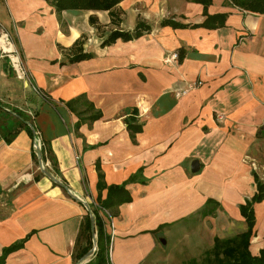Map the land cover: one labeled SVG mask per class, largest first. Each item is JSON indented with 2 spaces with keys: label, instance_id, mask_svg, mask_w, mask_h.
Instances as JSON below:
<instances>
[{
  "label": "crops",
  "instance_id": "obj_1",
  "mask_svg": "<svg viewBox=\"0 0 264 264\" xmlns=\"http://www.w3.org/2000/svg\"><path fill=\"white\" fill-rule=\"evenodd\" d=\"M112 11L0 0V27L28 77H16L0 56V255L26 238L4 264H78L75 241L87 214L39 175L33 138L13 109L36 110L35 128L56 161L53 175L75 196L96 204V162L107 185L125 184L131 200L105 211L110 264L164 262L163 248L174 231L185 237L190 219L206 240L219 237L209 223L237 229L241 220L246 230L238 206L256 181L264 185V14L230 0H122ZM138 23L139 35L103 43ZM76 41L90 56L70 61ZM173 52L180 58L166 61ZM127 122L140 131L131 137ZM253 209L254 235L264 241V226L257 227L264 197Z\"/></svg>",
  "mask_w": 264,
  "mask_h": 264
},
{
  "label": "trees",
  "instance_id": "obj_2",
  "mask_svg": "<svg viewBox=\"0 0 264 264\" xmlns=\"http://www.w3.org/2000/svg\"><path fill=\"white\" fill-rule=\"evenodd\" d=\"M50 3L57 12L62 10H95L105 11L108 10L110 14H113V7L122 0H45ZM235 6L254 13L264 14V0H230ZM210 22L214 23L213 20H218V17H209ZM95 18L89 17V22L93 23ZM220 22V19H219ZM206 23V21L204 22ZM221 23V22H220ZM207 24H209L207 22ZM144 26L138 23L132 33L112 31L108 38L104 40V44L113 42L116 38L121 37L123 40H128L132 36H137L141 33L140 28ZM71 50H75L73 56L69 59L70 61H80L86 59L90 54L83 53L81 49V43L76 41ZM179 55V53H178ZM180 58V55H179ZM72 101H67L68 107L71 106ZM17 115L22 117L20 126H23L34 139L39 134L35 128L33 117L35 116L36 110H32V116L21 112L19 110H12ZM99 114H93L89 116L90 120L96 119ZM127 128L130 130L131 137L135 132L140 131V126L133 124V122H127ZM16 133V129L10 132V135L6 138V141H10L13 135ZM40 150L42 154L43 162H49L46 166L53 174L55 172L54 165L56 163L54 157L49 153V149L46 142L40 139ZM32 157L37 164L36 153L34 147H32ZM95 168L97 171V196L95 199L96 204L90 203L89 207L94 218V233L96 235V246L93 255L90 260L85 264H110L109 262V246H110V235L107 234L105 228V218L107 217L105 211L109 214L116 213L117 207L123 202L131 200V196L127 191L125 184H110L107 185L104 181L103 173L99 162H96ZM39 170V169H38ZM40 171V170H39ZM39 175H42L41 171ZM39 175H36V180ZM132 179V178H131ZM105 189L106 195L101 198V191ZM264 197V185L263 183L256 181V191L250 199L245 200L244 203L239 204L238 209L240 215L244 218L246 223V230L238 233L232 237L221 239L219 237L213 238V243L207 252L206 264H264V247L260 248L257 254H252L249 250L251 237L254 235L255 215L253 204L261 201ZM102 212V214H101ZM26 239V238H25ZM25 239L13 243L2 250L0 255V264L5 263L6 256L19 249ZM80 241H84V244L80 245ZM92 247V235L90 228L89 215L86 214L83 222L80 225L79 232L75 241V252L73 258L79 260L88 250Z\"/></svg>",
  "mask_w": 264,
  "mask_h": 264
},
{
  "label": "rangeland",
  "instance_id": "obj_3",
  "mask_svg": "<svg viewBox=\"0 0 264 264\" xmlns=\"http://www.w3.org/2000/svg\"><path fill=\"white\" fill-rule=\"evenodd\" d=\"M224 221L225 220H223L220 225L217 224L215 226V229L212 223H209L207 225L211 228V231H214L215 235L219 236V238L221 239L232 237L245 230V225L241 220H237L239 222L237 229H228V224ZM261 226L262 225L259 224L257 225L259 229L261 228ZM187 229V234H183L185 237L181 236V233H177L176 231H174L173 236H171L174 237L173 240L168 233L170 240L167 246L163 248V252L166 254V258L164 262L162 260H159L160 264H206L207 252L213 243L212 240L214 235H208V237H206V240L200 228H198V226L195 225V222L191 219L188 221ZM216 230H218V232ZM256 233L253 237L257 235ZM252 239L253 238H251V240ZM251 240L249 250L252 254L255 255L258 253L260 248L264 247V241L261 242V247L254 251L255 249L251 248Z\"/></svg>",
  "mask_w": 264,
  "mask_h": 264
},
{
  "label": "built area",
  "instance_id": "obj_4",
  "mask_svg": "<svg viewBox=\"0 0 264 264\" xmlns=\"http://www.w3.org/2000/svg\"><path fill=\"white\" fill-rule=\"evenodd\" d=\"M0 56L7 58L9 67L16 77L21 79L28 78L26 69L23 65L20 55L18 54L16 48L14 47V44L12 43L10 35L2 27H0ZM171 59H178V53H171L170 56L166 58V61H169ZM201 84L202 82L200 80L197 82L187 83L183 88L176 90L174 95L176 97H180L186 94L188 91L196 88L197 86H200ZM32 90L36 94H39V91L36 88L33 87ZM27 114L32 116L33 112L28 111ZM218 118L222 120L223 116L220 115ZM36 146L40 148L39 136L33 139V147L35 148ZM45 165L48 166V162H46Z\"/></svg>",
  "mask_w": 264,
  "mask_h": 264
},
{
  "label": "water",
  "instance_id": "obj_5",
  "mask_svg": "<svg viewBox=\"0 0 264 264\" xmlns=\"http://www.w3.org/2000/svg\"><path fill=\"white\" fill-rule=\"evenodd\" d=\"M35 153H36V159H37V163H38V167H39V170L41 171V173L47 177L49 180H51L52 182H54L57 186L63 188L64 190H66L68 192V194L80 201L83 203L86 211H87V214L89 215V219H90V228H91V235H92V247L88 250V252H86L78 261V264L82 261H85L87 260L90 256L93 255L94 251H95V246H96V238H95V233H94V218H93V215L91 213V209L89 207V204L86 203L85 201L81 200L79 197L75 196L72 192H70V190L68 189V187L63 183L61 182L58 178H56L52 172L45 166V163L43 162V159H42V154H41V150L39 147H35ZM191 168L193 171H196L197 168H198V162L197 160H193L192 163H191ZM163 242V240H162ZM164 243V242H163Z\"/></svg>",
  "mask_w": 264,
  "mask_h": 264
},
{
  "label": "bare ground",
  "instance_id": "obj_6",
  "mask_svg": "<svg viewBox=\"0 0 264 264\" xmlns=\"http://www.w3.org/2000/svg\"><path fill=\"white\" fill-rule=\"evenodd\" d=\"M264 215V214H263ZM260 221V220H259ZM261 223V222H260ZM262 226H264V225H262ZM260 233V232H259ZM258 233V234H259ZM261 234V233H260ZM261 236V235H260ZM261 237H259V236H256V237H254L252 240H251V242H252V247L251 248H253V249H255L254 251H256L258 248H260L261 247V239H260Z\"/></svg>",
  "mask_w": 264,
  "mask_h": 264
}]
</instances>
